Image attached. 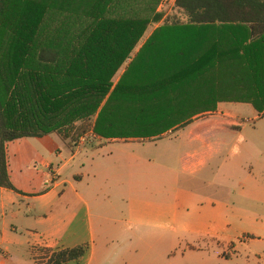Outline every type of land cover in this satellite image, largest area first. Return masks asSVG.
<instances>
[{"label":"trees","instance_id":"obj_1","mask_svg":"<svg viewBox=\"0 0 264 264\" xmlns=\"http://www.w3.org/2000/svg\"><path fill=\"white\" fill-rule=\"evenodd\" d=\"M42 1L0 0V31L8 38V70H0L1 188L17 192L6 145L19 139L54 132L72 142L90 132L104 139L122 138L121 133L154 138L214 112L218 102L250 103L264 113V0H176L185 21L163 22L115 86L113 77L148 25L162 19L155 13L159 0H139L138 13L119 19L103 17L107 0H85L91 23L63 70L59 50L42 46L33 55L53 5ZM76 122H81L77 129ZM240 126L233 119L216 124L229 130ZM39 252V264H68L84 257L86 245Z\"/></svg>","mask_w":264,"mask_h":264},{"label":"crops","instance_id":"obj_2","mask_svg":"<svg viewBox=\"0 0 264 264\" xmlns=\"http://www.w3.org/2000/svg\"><path fill=\"white\" fill-rule=\"evenodd\" d=\"M211 113L172 129L190 147L174 168L126 151L74 149L56 134L8 143L17 192L0 187V264L83 245L84 257L68 264H212L217 248L218 264H264V162L236 183L221 140L229 129L216 127L233 118L194 120ZM95 137L92 145L122 143ZM255 170L260 179L249 178ZM49 171L58 175L52 185Z\"/></svg>","mask_w":264,"mask_h":264},{"label":"rangeland","instance_id":"obj_3","mask_svg":"<svg viewBox=\"0 0 264 264\" xmlns=\"http://www.w3.org/2000/svg\"><path fill=\"white\" fill-rule=\"evenodd\" d=\"M163 1L164 0H159L158 5L155 8V13L161 14L162 19L158 23H150L148 25L139 44L131 53L130 58L126 59V61L122 64L113 77V86L116 85L123 71L127 69L133 56L140 50V48L145 44L153 32H155L163 24V22L167 20L172 22L177 19L181 22L185 21V17L179 13L174 6H171L172 0H166L167 4L164 6V8H160V5L163 3ZM84 2L85 0H79L76 1V5H73L72 0L42 1V3L47 5H53H49V7H47V13L43 19L38 35L34 40L33 55L37 49L42 46L55 48L59 50L64 57L59 70H63L67 66L68 60L71 58V53L74 52L79 46L81 32L91 23V19L85 17V12L87 9L86 5L84 6ZM139 3V0L103 1V9L105 10L103 17L108 19L132 17L134 16V12L140 9L138 7ZM7 40V36L3 35L0 31V70H8L6 61ZM31 68L32 67L29 66L25 70H30ZM130 77L131 75H129L127 79ZM219 104L222 105L217 110ZM214 112L215 113L202 115L195 118L194 120L203 122L210 117H213V120H216V118L221 119L230 116L234 121L241 123L239 129L227 130V135L221 136L223 147L225 149H229V151H232V156L227 162V167H230L232 175L234 176V181L238 182L237 179L240 180L247 176V171L250 170V167H255L256 164L264 162V113H260V111L256 110L250 103L233 101L216 103V110ZM93 121L94 118L91 119V121L85 122L84 126L87 127L92 125ZM80 126L81 122H76L74 128L77 129ZM180 131L181 129H175L163 134L162 136L154 138L140 136L135 137L132 135V137H128L126 135L129 133H121L117 135L122 137L118 138L122 141V143L114 144L103 141V143L98 144V141H96L94 145L92 144L95 139H90L87 136H85V141H81L79 139L78 141L72 142L70 139L62 138L58 133L54 132L52 134H56V136H58L62 141H68L69 147H73L74 149H76V147L84 146V151L93 150L91 152L98 150V148H102L103 153L112 152L114 149L115 152L117 150L122 152L126 151L129 153H136L144 157L147 156L148 160L151 162L161 164L165 163L174 168L177 166L180 154L190 148L186 145V142L183 138H178V136H180ZM147 132L148 131L145 133ZM62 141H60L61 144L63 143ZM260 177L261 175L258 174L257 170H255L254 176H250L249 178L257 180L260 179ZM182 183L186 184L187 180L183 178ZM223 251L224 250L222 248H217L213 258H211L213 260L212 264H218V257L222 255ZM40 254L41 253L38 252V250H35L31 257V255L26 252L22 255L20 264H32L33 261L34 264H39L43 260L42 256L40 257ZM36 257H39L40 259ZM182 262L193 263V256L184 258ZM230 264L236 263L233 262Z\"/></svg>","mask_w":264,"mask_h":264},{"label":"built area","instance_id":"obj_4","mask_svg":"<svg viewBox=\"0 0 264 264\" xmlns=\"http://www.w3.org/2000/svg\"><path fill=\"white\" fill-rule=\"evenodd\" d=\"M176 0H172L171 6L175 5ZM167 4V1L164 0L163 3L160 5V8H164V6ZM90 139H96V137L91 133L90 136H87ZM85 136L80 138L81 141H85ZM58 175L56 171H49L47 175L46 185H52L55 181H57Z\"/></svg>","mask_w":264,"mask_h":264}]
</instances>
